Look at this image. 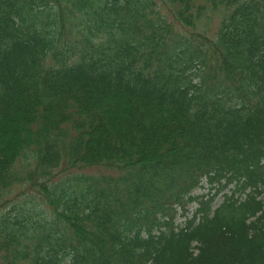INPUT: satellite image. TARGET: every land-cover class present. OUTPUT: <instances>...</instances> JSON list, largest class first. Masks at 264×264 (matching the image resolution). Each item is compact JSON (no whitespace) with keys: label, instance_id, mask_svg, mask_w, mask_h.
I'll return each mask as SVG.
<instances>
[{"label":"trees","instance_id":"16d2710c","mask_svg":"<svg viewBox=\"0 0 264 264\" xmlns=\"http://www.w3.org/2000/svg\"><path fill=\"white\" fill-rule=\"evenodd\" d=\"M0 264H264V0H0Z\"/></svg>","mask_w":264,"mask_h":264},{"label":"rangeland","instance_id":"374dc122","mask_svg":"<svg viewBox=\"0 0 264 264\" xmlns=\"http://www.w3.org/2000/svg\"><path fill=\"white\" fill-rule=\"evenodd\" d=\"M205 192H206V187L204 189H202V190L197 191L196 194H202V193H205ZM226 194L228 195L229 193H226ZM222 200H223L222 196L221 195L218 196L217 199L214 202L215 207L218 206V204L221 203ZM192 209H193V207L190 210H192Z\"/></svg>","mask_w":264,"mask_h":264}]
</instances>
